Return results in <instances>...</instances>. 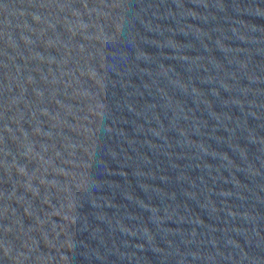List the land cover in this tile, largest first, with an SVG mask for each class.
I'll return each instance as SVG.
<instances>
[{"label": "water", "instance_id": "1", "mask_svg": "<svg viewBox=\"0 0 264 264\" xmlns=\"http://www.w3.org/2000/svg\"><path fill=\"white\" fill-rule=\"evenodd\" d=\"M0 264H264V0H0Z\"/></svg>", "mask_w": 264, "mask_h": 264}]
</instances>
